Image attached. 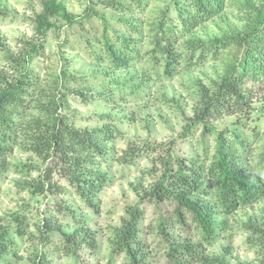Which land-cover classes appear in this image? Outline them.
I'll list each match as a JSON object with an SVG mask.
<instances>
[{
	"label": "trees",
	"instance_id": "obj_1",
	"mask_svg": "<svg viewBox=\"0 0 264 264\" xmlns=\"http://www.w3.org/2000/svg\"><path fill=\"white\" fill-rule=\"evenodd\" d=\"M88 1L90 5L78 16L62 0H41L40 9L24 18L31 34L17 36L15 49L0 41V163L5 168V160L14 147L23 145L48 163L34 178L29 175L36 166L15 164L17 173L29 177V181L15 182L20 189H27L32 195L46 191L63 195L66 189L59 182L62 179L79 204L53 199L52 212L43 214L33 230L19 212H14L9 221L0 222V264L18 263L22 240L37 243L41 248L55 240L61 253L75 263L92 257L99 259L100 242L90 223L92 216L99 213V194L110 180L102 169L110 164L111 149L107 143L113 140L116 130L110 124L96 128L72 124L61 110L67 107L66 86L57 81V91L50 93L30 70L31 61L44 48L47 33L55 27V19L72 24L90 16L104 21L96 42L100 51L89 48L97 63L105 60L121 69L147 54L145 58L154 66L149 75L171 77L182 66L199 65L209 59L220 61L218 78L196 88L198 99L184 133L212 118L237 116L227 128L212 129L205 124L214 134L210 154L203 145L207 161L199 157H173L170 147H166L164 156L151 160L153 167L160 166L147 187L137 185V200L126 206L120 224L111 227L105 264H114L117 257L123 264H153L152 255L160 252L166 258L165 264H231L226 259L228 248L222 254H208L205 248L218 241L225 227L219 214L231 215L264 197V149L251 169L241 157L247 154L258 134L256 126L250 127L249 134L245 127L253 96L260 89L256 87L264 81V0H243L238 6L244 14L241 25L207 38L195 35V28L220 14L228 0H164L147 22L141 15L149 0ZM96 3L118 14L116 21L121 27L108 26L106 18L94 8ZM6 14V6L0 1V17ZM142 25L148 26L150 44L143 53L139 45L144 38ZM116 90L119 97L136 91ZM76 94L82 95L79 90ZM97 96L111 97L105 91H98ZM155 149L151 142L132 143L119 158L132 163L138 154ZM143 202L172 204L167 214H157L148 226L149 232L142 226ZM263 209L260 215L245 218L241 225L248 233L247 242L255 247L258 264H264ZM69 224L73 228L66 229ZM147 233L153 234L152 241L147 239ZM83 254L86 258H82ZM28 261L46 264L43 251L38 248L31 251Z\"/></svg>",
	"mask_w": 264,
	"mask_h": 264
},
{
	"label": "rangeland",
	"instance_id": "obj_2",
	"mask_svg": "<svg viewBox=\"0 0 264 264\" xmlns=\"http://www.w3.org/2000/svg\"><path fill=\"white\" fill-rule=\"evenodd\" d=\"M0 1L5 4L7 11L5 16L0 17V41L15 49L17 36L31 34L30 25L24 18L40 9L41 0ZM62 1L70 12L78 16L82 15L86 5H90L88 0ZM242 1L228 0L223 11L196 27L194 34L207 38L240 26L244 21V14L238 8ZM163 2L164 0H149L148 8L141 15L143 20L147 22L153 17L155 10L162 6ZM93 6L106 18L108 26L121 27L116 21L118 14L113 10L108 7L103 8L97 3ZM103 24L102 18L95 16L87 19L79 18L72 24L62 19H55V27L47 33L44 48L31 61L30 70L37 75L40 85L47 88L50 93L57 91L58 88L54 87L57 81L66 86L67 107L61 110L72 124L87 128L110 124L116 130L113 140L107 143L111 149L110 164L102 169L110 180L99 194V213L92 216L90 223L100 242L98 258L104 256L100 262L105 264V255H109L110 250L108 237L111 227L120 224L126 206L137 200V185L147 187L160 166L158 164L153 167L151 160L164 156L166 147H170V154L173 157L192 159L199 157V160L207 161V156L204 157L203 145L210 154L213 151L214 134L213 131L205 128V124L212 129L227 128L237 116L212 118L205 124L199 123L184 133L186 125L192 121L193 108L198 99L196 88L218 78L222 68L220 61L209 59L199 65L182 66L174 75L166 77L160 74L149 75L154 66L148 58H145L148 55L143 54L139 60L130 61L127 66L115 69L105 60L97 63L95 56L89 53V48L100 51L99 43L96 42L103 30ZM141 28L144 38L139 40V45L143 53L150 48V44L147 35L148 26L142 25ZM63 71L64 75L61 74ZM135 76H139V79ZM117 88H131L136 91H130L134 93L122 94L119 97ZM256 88L260 89L255 91L253 96L251 111L247 117L248 127H245V130L249 134L250 127L256 126L258 134L247 154L241 155L244 164L250 169L253 163L257 162V155L264 149V81ZM78 90L82 95L76 94ZM98 91H105L111 97H99ZM143 141L154 143L156 149L153 152L138 154L132 159V163L120 160L119 156L129 144H141ZM17 163L36 166L29 175L30 178H34L41 174L48 160L41 159L23 145H16L5 160V168L0 163V222L9 221L14 212H19L25 217L30 230H33L43 214L47 211L52 212L50 201L53 199L79 206L73 190L71 191L62 179L59 182L66 189L63 195H55L47 191L32 195L27 189L21 190L15 182H25L29 177H24L15 171L14 166ZM143 204L145 214L142 226L146 232H149L148 226L155 221L158 213L167 214L172 208L169 202H161L157 205L147 202ZM262 208H264V197L252 206L239 208L231 215L219 214L218 219L225 220V227L219 234L218 241L206 247L205 252L222 254L228 248L230 253L227 254L226 259L231 264L248 262L258 264L255 247L247 242L248 233L241 225L248 216L260 215ZM69 226L65 225V228H73V225L69 224ZM147 234V239L152 241L153 234ZM36 245L37 243L22 240L19 245L18 263L30 264L28 256L31 251L38 248L43 251L46 264H99V259L93 257L87 260L81 259L79 263L73 262L71 258L61 253L55 240L42 248ZM160 253L152 255L153 264H165L166 258ZM83 255L82 258H86L85 254ZM114 264H123L121 258L117 257Z\"/></svg>",
	"mask_w": 264,
	"mask_h": 264
}]
</instances>
